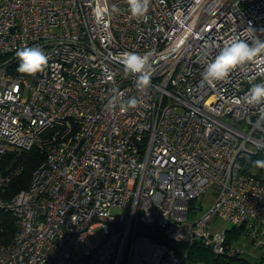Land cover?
Listing matches in <instances>:
<instances>
[{"label": "built area", "instance_id": "2783aa9c", "mask_svg": "<svg viewBox=\"0 0 264 264\" xmlns=\"http://www.w3.org/2000/svg\"><path fill=\"white\" fill-rule=\"evenodd\" d=\"M107 2L120 11L97 22L96 0H0V211L17 226L0 264H182L195 240L264 260V176L245 169L264 151V105L234 103L264 76L249 64L228 82L202 79L226 41L249 27L264 40V0H151L147 20L127 0ZM24 45L48 56L35 76L16 71ZM126 51L151 54L146 94L115 58ZM113 87L141 103L106 109ZM34 146L44 159L4 196L20 171L6 158ZM207 193L209 206L191 215ZM215 218L242 226V241L215 238Z\"/></svg>", "mask_w": 264, "mask_h": 264}, {"label": "clouds", "instance_id": "9594fccd", "mask_svg": "<svg viewBox=\"0 0 264 264\" xmlns=\"http://www.w3.org/2000/svg\"><path fill=\"white\" fill-rule=\"evenodd\" d=\"M128 11L133 18L147 20L151 0H127ZM120 9L116 5L109 6L107 0H96L95 6L92 8V14L97 22L103 21L112 14L119 13ZM249 36L243 39L235 37L226 41L222 47H219L214 59L207 61L205 69L202 73L203 81L209 85L216 82H228L230 74L237 68L252 64L257 69V75L264 76V40L256 35V31L249 27ZM264 33V30H261ZM19 59L16 71L23 75L35 76L42 72L48 64V56L44 50L36 46L24 45L17 49L15 53ZM209 52L205 50L203 56L207 58ZM123 65L124 76L135 77V87L142 93L152 87V76L154 68L151 63V54H139L135 51H126L115 57ZM255 79V78H253ZM251 87L242 97L235 99L234 103L238 106L247 105L255 107L264 105V81L253 83L249 81ZM122 93L116 87L108 90L107 104L105 108L108 110L115 109L119 106L120 111H127L136 108L140 103V99L133 96L129 99L122 100ZM258 129H264V108L260 110L259 118L255 123ZM255 167L264 169V159L253 161Z\"/></svg>", "mask_w": 264, "mask_h": 264}, {"label": "trees", "instance_id": "16d2710c", "mask_svg": "<svg viewBox=\"0 0 264 264\" xmlns=\"http://www.w3.org/2000/svg\"><path fill=\"white\" fill-rule=\"evenodd\" d=\"M14 159L15 165L20 166V171L16 174L5 189L4 196L10 197L19 190L27 187L32 171L44 159L43 151L34 146L29 150L21 151L16 154L9 155L6 160ZM264 159V151H258L247 161L246 170L250 167L256 169V176H264V169L255 167L253 161ZM190 214L198 213L202 207L191 201ZM16 222L12 215L7 212L0 211V242L9 243L16 230ZM139 234L147 235L155 238L156 235L151 228L144 225L137 226ZM244 233V228L231 226L224 230L223 239L225 242H232ZM184 264H264V260L253 259L246 254L235 253L233 255L217 254L212 252L208 247L202 245L201 241L195 240L188 248L186 260Z\"/></svg>", "mask_w": 264, "mask_h": 264}, {"label": "rangeland", "instance_id": "374dc122", "mask_svg": "<svg viewBox=\"0 0 264 264\" xmlns=\"http://www.w3.org/2000/svg\"><path fill=\"white\" fill-rule=\"evenodd\" d=\"M211 200H212V196L209 193H207V194L201 196L200 199L196 200L195 202H196L197 205L201 204V207H203L205 209V208H207L209 206ZM111 214L120 215L121 212H119L116 209H112L111 210ZM229 227H231V225L229 223L223 222L219 218H215L212 221V230L214 232L215 238H217V239L222 238L224 230L229 228ZM98 235H100L99 232L96 235H95V233H93V234H89L87 236L88 241L90 242V244H94L96 242V237H98ZM241 240H242V236H241ZM176 246L178 248H181L182 245L181 244H176ZM182 264H184V263H182Z\"/></svg>", "mask_w": 264, "mask_h": 264}, {"label": "crops", "instance_id": "0c3cea01", "mask_svg": "<svg viewBox=\"0 0 264 264\" xmlns=\"http://www.w3.org/2000/svg\"><path fill=\"white\" fill-rule=\"evenodd\" d=\"M237 240H238V239H237ZM238 241H240V242L242 241L240 237H239V240H238ZM238 241H237L236 243H240V242H238ZM240 244H242V243H240Z\"/></svg>", "mask_w": 264, "mask_h": 264}]
</instances>
